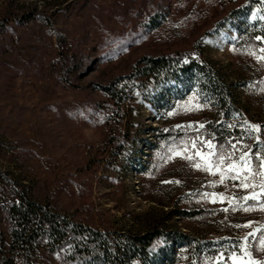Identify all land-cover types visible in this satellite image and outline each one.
<instances>
[{
    "label": "rangeland",
    "instance_id": "374dc122",
    "mask_svg": "<svg viewBox=\"0 0 264 264\" xmlns=\"http://www.w3.org/2000/svg\"><path fill=\"white\" fill-rule=\"evenodd\" d=\"M182 54L167 73L124 78L144 56ZM208 126L233 134L218 143ZM254 143L264 0H0V264H70L65 248L13 244L5 207L20 196L102 232L164 225L140 264H264Z\"/></svg>",
    "mask_w": 264,
    "mask_h": 264
},
{
    "label": "trees",
    "instance_id": "16d2710c",
    "mask_svg": "<svg viewBox=\"0 0 264 264\" xmlns=\"http://www.w3.org/2000/svg\"><path fill=\"white\" fill-rule=\"evenodd\" d=\"M249 32L247 31V34L242 31V34L252 38L254 33ZM184 56V54L144 56L137 61V65L142 64V68H136L138 73L124 78L128 80L133 76L135 78L138 76L149 80L154 76L169 72L173 68L171 63L179 62L184 59ZM196 68L206 76L205 78L211 84L217 101L220 104L226 102L230 95V92L226 91L227 89L224 87L226 85L222 81L207 75L201 65H197ZM139 86L145 87L144 83L143 85L139 83ZM102 90L116 101H120L122 95L115 97L111 86L102 87ZM208 129L218 143L223 142L226 136L233 134L228 129L218 128V126H213L212 129L208 126ZM153 130L156 132L161 129L158 126ZM239 133L241 131L238 129V136ZM171 134L169 131L159 133V138L166 141ZM154 148L157 146L155 145ZM257 152L264 160V148L258 149L254 143L251 155H253L256 163L259 161L255 157ZM5 212L8 222L7 232L13 244L25 249L33 243L38 245L43 241L49 247L50 252L65 248V260L70 264H140L145 258L155 256L154 242L161 238L166 231L164 225L157 223L136 234L102 232L93 229L91 226L72 221L26 196L12 199L5 207ZM2 236L3 233L0 230V246L3 245ZM1 264L4 263L1 261Z\"/></svg>",
    "mask_w": 264,
    "mask_h": 264
}]
</instances>
